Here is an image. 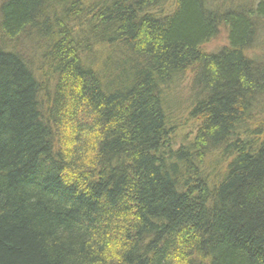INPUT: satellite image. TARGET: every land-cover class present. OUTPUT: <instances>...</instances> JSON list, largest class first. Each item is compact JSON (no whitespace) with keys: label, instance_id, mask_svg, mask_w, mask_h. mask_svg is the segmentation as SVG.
<instances>
[{"label":"trees","instance_id":"trees-1","mask_svg":"<svg viewBox=\"0 0 264 264\" xmlns=\"http://www.w3.org/2000/svg\"><path fill=\"white\" fill-rule=\"evenodd\" d=\"M162 1L0 0V264H264V0Z\"/></svg>","mask_w":264,"mask_h":264},{"label":"rangeland","instance_id":"rangeland-1","mask_svg":"<svg viewBox=\"0 0 264 264\" xmlns=\"http://www.w3.org/2000/svg\"><path fill=\"white\" fill-rule=\"evenodd\" d=\"M167 1L168 0H163L162 2H163V4H165ZM232 3L233 4H238V3H242V2H241V0H233ZM262 34H263V32H262ZM225 35L226 34H224L223 30H221L219 32L218 38L215 39V40H213V41H211V43L209 45H207V48L206 49L208 51H210V52L211 51H216V50L220 49L225 44V42H226V36ZM255 45H256L255 48H252L248 52V55L255 57L256 55H258L261 52L260 50H262L264 52V50H263L264 49V34L259 37V39L255 43ZM259 48H260V50H259ZM184 85H186V84L183 83V81H182L181 85L179 84V85H177V86H175L174 88L171 89V92L172 93H175L173 95V98H175L179 102L181 100L183 101V99H184V102H185V100L187 99V97L189 95V93L186 94V91L184 89H182V86H184ZM184 102H182V103H184ZM183 115L184 114H182V116Z\"/></svg>","mask_w":264,"mask_h":264}]
</instances>
